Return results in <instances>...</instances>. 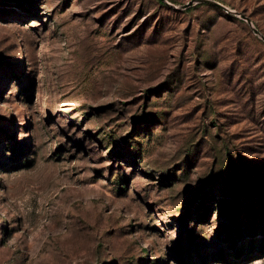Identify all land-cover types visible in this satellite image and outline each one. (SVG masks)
Segmentation results:
<instances>
[{"label":"rangeland","instance_id":"obj_1","mask_svg":"<svg viewBox=\"0 0 264 264\" xmlns=\"http://www.w3.org/2000/svg\"><path fill=\"white\" fill-rule=\"evenodd\" d=\"M262 36L264 0H0V264H264Z\"/></svg>","mask_w":264,"mask_h":264},{"label":"water","instance_id":"obj_2","mask_svg":"<svg viewBox=\"0 0 264 264\" xmlns=\"http://www.w3.org/2000/svg\"><path fill=\"white\" fill-rule=\"evenodd\" d=\"M204 1H211V0H204ZM212 2L215 3V4L218 5V6H221V7H223V8H227L226 6H224L223 4H221V3L217 2V1H212ZM243 17L246 18V20H247L249 23H252L251 20H250V18L245 17V16H243ZM254 31H255L257 34H260V31H259L257 28H255V27H254ZM262 38L264 39V36H262Z\"/></svg>","mask_w":264,"mask_h":264}]
</instances>
